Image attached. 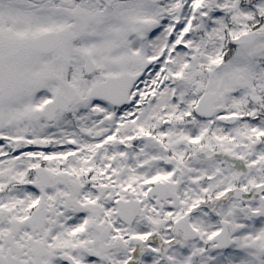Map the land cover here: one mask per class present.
Listing matches in <instances>:
<instances>
[{"label": "snow or ice", "instance_id": "1", "mask_svg": "<svg viewBox=\"0 0 264 264\" xmlns=\"http://www.w3.org/2000/svg\"><path fill=\"white\" fill-rule=\"evenodd\" d=\"M0 264H264V0H0Z\"/></svg>", "mask_w": 264, "mask_h": 264}]
</instances>
